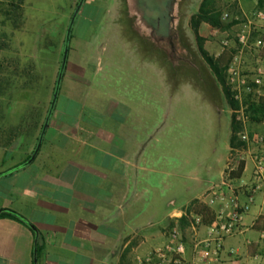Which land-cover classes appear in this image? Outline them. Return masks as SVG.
Masks as SVG:
<instances>
[{
    "label": "crops",
    "instance_id": "crops-1",
    "mask_svg": "<svg viewBox=\"0 0 264 264\" xmlns=\"http://www.w3.org/2000/svg\"><path fill=\"white\" fill-rule=\"evenodd\" d=\"M146 30L134 25L139 38L156 49L157 38L151 28ZM89 46L81 39L70 46L59 90L63 105L54 108L33 162L0 177V209L15 210L38 233L35 260V231L0 215V264H140L167 240L176 223L190 260L192 212L187 216L185 206L198 199L210 209L193 212L202 216L203 237L217 214L232 213L249 197L252 202L241 215L239 231L224 239L219 263L211 264H264V189H249L253 156L264 150H241V174L228 177L226 185L222 182L230 142L221 162L212 166L202 162L189 170L188 155L185 165H164L151 144L148 118L94 85L96 73L105 70L92 63ZM211 176L221 183V196L212 203L203 199Z\"/></svg>",
    "mask_w": 264,
    "mask_h": 264
},
{
    "label": "rangeland",
    "instance_id": "rangeland-1",
    "mask_svg": "<svg viewBox=\"0 0 264 264\" xmlns=\"http://www.w3.org/2000/svg\"><path fill=\"white\" fill-rule=\"evenodd\" d=\"M78 1L0 0V78L8 84L0 93V172L22 162L37 143L61 64L67 26ZM201 1L85 0L70 40V46L76 39L90 42L92 63L105 70L93 78L98 90L148 118L157 159L175 167L185 165L188 155L189 170L202 162L211 166L221 162L233 121L239 128L235 143L240 150L246 149L244 143L239 144L240 131L264 130V87L244 95L241 109L226 85L225 73V85L237 102V107H231L224 86L198 49L191 19L198 14ZM243 3L246 9L252 5ZM216 5L222 10L225 0H217ZM233 16L242 14L233 10ZM221 21V27L206 20L199 24L204 48L213 58L225 41L232 50L236 43V27L228 26L230 20ZM136 23L147 27V32L151 28L156 49L149 40L139 38ZM252 61L249 57L243 75L255 74ZM61 94L55 110L63 105ZM231 155L232 149L227 162ZM243 165L241 159L229 177L237 178ZM209 180L213 182L208 186L221 185L215 176ZM203 199L207 200L205 194Z\"/></svg>",
    "mask_w": 264,
    "mask_h": 264
},
{
    "label": "built area",
    "instance_id": "built-area-1",
    "mask_svg": "<svg viewBox=\"0 0 264 264\" xmlns=\"http://www.w3.org/2000/svg\"><path fill=\"white\" fill-rule=\"evenodd\" d=\"M243 2H249L252 5L246 9ZM225 5L226 7L221 10V18L230 20L236 27L234 34L236 43L233 49L234 53L226 69V85L231 90L232 98L241 105L245 102L244 95L251 94L254 88L264 87V56L262 54L264 51V6H259V0H225ZM233 10L240 12L242 16H233ZM223 49H230L227 41L224 42ZM249 57L253 60L251 62L252 70L255 72L252 77L243 75V72L249 68L247 65ZM257 101L256 103H258ZM245 104L247 108L248 105ZM240 108L242 109L243 106L241 105ZM238 137L246 145V149L259 147L264 150V130L253 134L243 130L238 133ZM253 157V183L249 189L261 191L264 189V154ZM241 159H245V157L240 148H232V155L225 167V178L222 185H226V179ZM220 187L221 185L211 184L206 189L205 195L210 203L221 196ZM251 202L252 198L249 197L248 201L241 206L236 205L232 213L228 215L217 214L211 224L207 226L206 235L203 237L199 235L202 216L192 212L188 227L193 251L192 259L189 260L184 256L185 236L179 224L176 223L169 229L167 240L155 247L145 258H141L140 264L219 263L224 239L239 231L241 215L249 210Z\"/></svg>",
    "mask_w": 264,
    "mask_h": 264
},
{
    "label": "trees",
    "instance_id": "trees-1",
    "mask_svg": "<svg viewBox=\"0 0 264 264\" xmlns=\"http://www.w3.org/2000/svg\"><path fill=\"white\" fill-rule=\"evenodd\" d=\"M216 3H217V0H202L200 7H199V10H198V14L192 16L191 27H192L193 32L195 34L197 46H198V49H199L202 57L206 60V62L208 63V65L210 66L212 71L214 72V74H215L216 78L219 80V82L224 86L225 93H226V96H227V99H228L230 106L235 108V107H237V102H235L231 98V94L225 85L226 69L229 65L231 58H232L234 50L223 49L217 57L213 58L205 50L204 44H203L204 39L199 35V24L203 20H206L207 22L211 23L215 27H221L222 26L221 9L217 7ZM259 6H261V7L264 6V0H259ZM231 25H232V23L228 24V26H231ZM69 50H70V45H69ZM64 71H65V69H64ZM63 76H64V73H63ZM7 85L3 84V81L0 78V93L3 90L7 89ZM238 131H239V128L236 126V123L233 121L232 126H231V136H230V141H229L231 148H235L238 146L235 143ZM239 144H243V142L239 141ZM31 153L28 154L22 162H20V163L16 164L15 166L7 169L6 171L0 172V177L7 174V173H10L12 171H16L19 168L23 167V163L26 160H28ZM198 208H200L201 211L198 210ZM185 212L188 216V214L190 212H195V213L196 212H210V209L205 204L201 203L199 200H194L185 207ZM0 215L10 216V217L17 219L20 222L24 223L29 228L34 229L33 225L27 219H25L21 214L16 212L15 210L2 209V211L0 212ZM183 220H184V217H181L179 219V222L181 224H183Z\"/></svg>",
    "mask_w": 264,
    "mask_h": 264
},
{
    "label": "water",
    "instance_id": "water-1",
    "mask_svg": "<svg viewBox=\"0 0 264 264\" xmlns=\"http://www.w3.org/2000/svg\"><path fill=\"white\" fill-rule=\"evenodd\" d=\"M84 2H85V0H79L78 1V3L76 4V7H75V9H74V11H73V13L71 15L70 21L68 23L66 34H65V39H64L62 60H61V64H60L59 71H58V74H57V78H56V81H55V86H54V91H53V94H52V99H51V102H50L46 117L44 119V122H43V125H42V128H41V131H40L36 146L34 147L30 157L28 158V160H26L23 163V166H27L31 162H33V160L35 159V157L37 156V154L39 153V150L41 148L45 132H46L48 126H49L50 117H51L52 112H53V110L55 108V104H56V101H57V98H58V94H59V90H60V84H61V81H62V78H63V73H64V69H65L66 62H67L72 28H73L75 19H76L78 13L80 12ZM1 211H2V209H0V212ZM33 230L35 231L34 259L36 260L38 233L35 230V228Z\"/></svg>",
    "mask_w": 264,
    "mask_h": 264
}]
</instances>
